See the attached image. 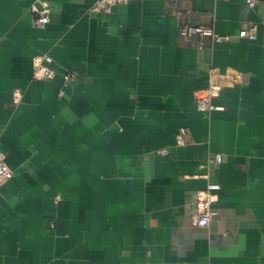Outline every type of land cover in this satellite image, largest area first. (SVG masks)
<instances>
[{
    "label": "crops",
    "instance_id": "crops-1",
    "mask_svg": "<svg viewBox=\"0 0 264 264\" xmlns=\"http://www.w3.org/2000/svg\"><path fill=\"white\" fill-rule=\"evenodd\" d=\"M40 1L0 0V148L15 172L0 188V264H264V0H131L110 14L47 0L38 28ZM174 11L231 38L196 47ZM254 23L257 38L239 36ZM39 54L56 77H35ZM213 72L235 81L214 100L224 109L201 111ZM219 153L201 228L197 173Z\"/></svg>",
    "mask_w": 264,
    "mask_h": 264
},
{
    "label": "built area",
    "instance_id": "built-area-1",
    "mask_svg": "<svg viewBox=\"0 0 264 264\" xmlns=\"http://www.w3.org/2000/svg\"><path fill=\"white\" fill-rule=\"evenodd\" d=\"M131 0H97L91 7L94 13L110 14L118 5L127 4ZM250 5H255L258 0H246ZM31 23L38 28H45L51 20V5L47 0H41L40 3L33 4L31 7ZM172 15L180 19L181 12L174 11ZM178 31L180 37L190 42L192 45L204 48L206 46V39L212 38L214 41L221 42L230 40L229 35H221L215 30L205 24L196 23L192 20L178 21ZM240 37L255 39L258 36V24L254 23L248 28H242L239 32ZM54 58L50 54H39L35 58L34 75L39 79H51L57 76V69L55 68ZM64 85L69 86L76 82V75L72 72H66L63 76ZM230 79V78H229ZM221 73L213 72L211 74L209 84L203 89H198L195 92L197 107L201 111H212L216 109H224L223 106L216 105L214 100L220 95L223 88L228 85H233V78L229 80ZM62 94L65 93L63 89ZM190 130L187 127H182L179 130L177 137V144H186L189 142ZM160 153L167 154L169 148H162ZM224 161L223 154H216L213 159L200 165V171L197 173L198 177L207 180L205 188L200 189L196 199V210L194 213V223L201 228H209L212 224L214 215L216 213L214 205L219 200V190L221 184L212 179L211 166L220 165ZM14 169L8 162L7 153L0 148V188L7 184L14 177ZM59 198V196H58Z\"/></svg>",
    "mask_w": 264,
    "mask_h": 264
}]
</instances>
